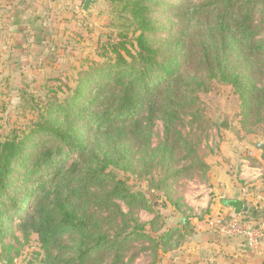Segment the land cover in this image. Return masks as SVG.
I'll use <instances>...</instances> for the list:
<instances>
[{
  "label": "trees",
  "instance_id": "1",
  "mask_svg": "<svg viewBox=\"0 0 264 264\" xmlns=\"http://www.w3.org/2000/svg\"><path fill=\"white\" fill-rule=\"evenodd\" d=\"M107 1L117 39L107 36L98 51L71 68L44 99L32 100L33 117L25 126L0 133V242L8 251L3 240L13 236L15 223L27 238L37 235L40 250L27 264H92L88 260L93 253L116 249L120 254L132 236L113 241L94 233L80 206L92 185L108 181L115 182V197L148 204L108 170L131 169L123 142L132 131L145 129V114L150 123L161 113L166 135L178 134L182 86L184 97L191 100L199 91L208 93L213 82L229 86L247 117L259 100V90L245 73L251 71L250 60L264 51L252 24L259 7L264 16V0L185 2L175 8L178 36L159 47L152 42L156 23L151 13L158 2ZM192 33L202 41L207 83L198 78L186 82L181 74L179 56ZM67 235L76 238V246H63ZM175 238L173 229L163 232V251ZM53 249L73 256L54 255ZM1 258L4 264L13 263L6 252ZM120 261L117 256L113 264Z\"/></svg>",
  "mask_w": 264,
  "mask_h": 264
},
{
  "label": "rangeland",
  "instance_id": "2",
  "mask_svg": "<svg viewBox=\"0 0 264 264\" xmlns=\"http://www.w3.org/2000/svg\"><path fill=\"white\" fill-rule=\"evenodd\" d=\"M154 1L158 5L151 11L156 23L152 42L159 47L178 36L175 8L185 2L198 5L205 0ZM110 6L107 0H93L87 14L83 5L67 8L64 10L67 22L60 28L53 26L50 10L48 34L41 46L31 48L29 45L14 56L0 58V133L25 126L33 117L29 110L32 100L44 99L50 87L59 85L71 68L98 51L107 36L113 41L117 39L110 27ZM252 24L259 30L256 41L264 42L262 7L253 13ZM201 42L197 33H192L186 39L185 53L179 56L183 62L181 74L186 82L192 78L208 82L206 67L201 61ZM248 65L251 71L245 74L259 90V100L255 101L249 117L243 114L241 102L229 86L213 82L208 93L199 91L192 100L184 97L186 87L182 86L178 102L184 107L178 109V134L166 135L159 112L150 123L145 114L142 120L145 129L129 133L123 146L129 152L131 169L111 168L108 171H113L117 180L124 181L149 202L140 199L130 204L128 200L115 197L113 181L92 185L79 209L91 230L113 241L128 236L132 239L125 240L120 254L116 249L96 252L90 256L89 263L113 264L117 256L121 257L118 264L200 263L193 261V255L203 259L200 249L196 254L193 252V229L204 221L226 218L210 217L212 209L209 206L213 199H217L214 202L217 205L222 198L228 197L224 187L238 180L241 160L259 164L258 155L249 142L264 138V51ZM256 104L259 105L256 107ZM192 199L199 204L191 205ZM170 228L176 232V238L171 247L163 251L160 239ZM12 230L13 236L3 240L8 251L0 242V264H4L1 258L4 252L13 258L12 264H27L33 253L40 250L38 237L32 234L27 238L17 223ZM75 239L64 236L63 246H76ZM52 252L64 258L73 256L58 249Z\"/></svg>",
  "mask_w": 264,
  "mask_h": 264
},
{
  "label": "crops",
  "instance_id": "3",
  "mask_svg": "<svg viewBox=\"0 0 264 264\" xmlns=\"http://www.w3.org/2000/svg\"><path fill=\"white\" fill-rule=\"evenodd\" d=\"M82 5L83 0H0V58L14 56L29 45L31 48L41 46L48 34L50 10L53 26L60 28L67 22L64 10ZM256 153L259 164L245 161L247 166L242 173L241 163L244 160H241L238 180L234 181V185L224 187L228 197L222 198L217 205L214 204L217 199H213V204L209 206L212 209L210 217L231 219L239 216L249 218L255 224H264V162L260 161L259 152ZM229 200L243 201L249 208L248 212L236 215L232 208L224 204ZM190 202L193 206L199 204L196 199ZM192 240L193 252L196 254L200 249L203 256L200 260L193 255V261H199V264L208 261L209 264H264V243L257 249L250 248L243 237L227 236L210 225V221L195 226Z\"/></svg>",
  "mask_w": 264,
  "mask_h": 264
},
{
  "label": "built area",
  "instance_id": "4",
  "mask_svg": "<svg viewBox=\"0 0 264 264\" xmlns=\"http://www.w3.org/2000/svg\"><path fill=\"white\" fill-rule=\"evenodd\" d=\"M241 165L243 173L247 162L243 161ZM210 225L227 236L243 237L250 248L257 249L264 243V224L248 222L245 218L237 216L231 219L215 218L210 221Z\"/></svg>",
  "mask_w": 264,
  "mask_h": 264
},
{
  "label": "water",
  "instance_id": "5",
  "mask_svg": "<svg viewBox=\"0 0 264 264\" xmlns=\"http://www.w3.org/2000/svg\"><path fill=\"white\" fill-rule=\"evenodd\" d=\"M93 4V0H86L83 4V11L87 14L89 7ZM249 146L255 151L259 152V159L264 162V138H260L257 141L249 142ZM226 206L232 208L236 215L247 213L249 208L244 205L241 200H229L224 203Z\"/></svg>",
  "mask_w": 264,
  "mask_h": 264
}]
</instances>
